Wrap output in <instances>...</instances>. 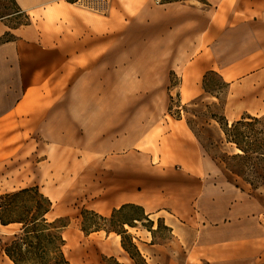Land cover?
<instances>
[{
  "label": "crops",
  "instance_id": "1",
  "mask_svg": "<svg viewBox=\"0 0 264 264\" xmlns=\"http://www.w3.org/2000/svg\"><path fill=\"white\" fill-rule=\"evenodd\" d=\"M15 1L30 20L15 26L5 20L13 13L0 14V38L9 33L0 40V51L16 49L21 82L14 92L21 93L15 105L20 113L28 109L29 100L40 108L36 93L63 92L67 85L72 92L65 108L69 122L83 124L85 136H107L108 148L115 139L118 147V136L110 133L125 123L121 110L151 108L150 124L157 119V88L174 91L187 106L221 104L218 92L205 87L211 73L227 84V119L264 111V0ZM0 66L6 70L4 82L12 83L7 76H12L11 70L7 73L11 56ZM131 83L135 104L124 106L118 96ZM141 90L143 100L137 99ZM139 145L135 166L116 159L115 172L121 175L110 188L105 209L112 212L135 201L153 223L157 217L169 227V242L150 243L148 253L142 251L148 264H264V211L242 195L246 191L236 182L198 180L204 153L194 136L176 131L140 136L135 130ZM123 172L135 177L127 180ZM180 172L191 178L179 179ZM12 179V163L1 162L3 192L28 187H17ZM51 199L49 214L57 204ZM110 246L123 248L121 241Z\"/></svg>",
  "mask_w": 264,
  "mask_h": 264
},
{
  "label": "rangeland",
  "instance_id": "2",
  "mask_svg": "<svg viewBox=\"0 0 264 264\" xmlns=\"http://www.w3.org/2000/svg\"><path fill=\"white\" fill-rule=\"evenodd\" d=\"M88 3L92 2L88 0ZM18 9L14 0H0V14H14L5 19L8 24L17 25L28 20ZM9 56L12 58L13 66L7 71L9 73L11 70L12 76L9 74L7 76L8 80L12 78V83L4 82L6 70L0 66V163L3 161L12 163V184L17 187L38 184L45 195L56 200L54 210L48 213L47 217L49 220L62 217L64 222L68 223L63 228L65 239L63 249L72 264H116L112 257L125 264H134L128 253L110 246V244L115 246L122 238L111 230L113 227L120 229L124 225V228L134 236L141 252L145 254L148 253L150 243H167L171 238L169 227L161 219L155 217L153 232L145 226L150 227L152 225L150 222L145 220L143 224L135 220L143 213L135 205L116 206L118 210L113 218V211L108 212L105 209V202L114 189L110 188L114 185L116 177L121 175L115 172L116 159H123L124 165L135 166V150H142L141 145L135 146V130L140 136H167L173 131L180 133L181 136L186 132L187 136H194L204 153V170L196 174L198 180L236 182L238 189L246 191L242 195L251 197L252 203L257 204L255 205L257 209L264 211V185L253 189L227 170L220 157L225 153L235 152L236 148L227 142L217 120L226 117L223 103L227 84L219 75L209 74L205 80V87L218 92L221 104L204 101L187 106L174 91L170 94L169 90L167 93L157 88L155 94L157 119L152 120L150 124L146 122L148 116H151V108L122 109L125 123L117 126L116 133H110V136H118L119 145L116 147V140L113 139L114 146L108 148L109 141L105 140L107 136H85L83 124L74 126L69 122L65 108L69 106L68 98L72 92H68L67 85L62 87L63 92L36 93L40 108L32 107L36 106V103L29 100L28 109L20 113V110L15 108L21 93H15L14 90L19 89L21 80L14 47L11 50L0 51V61ZM16 74L17 76L13 77ZM125 89L129 91H125L122 97L118 96V101L124 106L130 102L135 104V83H131V86L125 85ZM26 96L27 94L24 99ZM29 99H34V96ZM51 99L54 102L49 105L47 102ZM137 99H145L143 90L137 95ZM163 100H166V103L160 108ZM259 111L257 115L264 113L263 110ZM48 117L50 118L47 119ZM51 117H57L54 123H51ZM166 121H170L171 125L167 126ZM182 124L184 126H181ZM180 166H177L179 171ZM122 175L127 180L135 177V173L130 172H123ZM190 178L186 172L179 173L181 180ZM223 186L227 189L229 185ZM140 189L143 190L142 185ZM3 193L6 192H3V186L0 184V195ZM132 204H135V201ZM124 221H129L135 226L125 225ZM84 225L90 232L83 229ZM98 227L101 229L95 230ZM20 229L21 223L3 227L0 222V264H10L3 249ZM11 264L15 263L12 261Z\"/></svg>",
  "mask_w": 264,
  "mask_h": 264
},
{
  "label": "trees",
  "instance_id": "3",
  "mask_svg": "<svg viewBox=\"0 0 264 264\" xmlns=\"http://www.w3.org/2000/svg\"><path fill=\"white\" fill-rule=\"evenodd\" d=\"M14 2L16 3L15 0ZM16 5L18 6L17 3ZM18 11L23 12L28 19L20 24L29 23V16L20 7ZM8 37L9 33H6L0 40ZM217 120L225 133L227 142L238 149L233 153H225L220 156L227 169L237 178L248 183L253 189L263 186L264 113L260 115L245 113L232 122L225 116L221 119L217 118ZM33 201L35 203H32ZM52 205L51 199L40 190L38 185L20 188L0 195L1 224L21 223V229L13 235L11 241L3 249L15 264H72L63 249L65 245L63 228L68 223L64 222L62 217L49 220L47 214L52 209ZM128 205L135 204L127 203L123 204L122 207ZM135 206L143 212L135 220L143 223L147 219L152 225L150 227L145 226L153 232V221L145 215L142 206ZM117 210V208L113 210L112 218ZM123 224L135 226L129 221H124ZM122 226L123 228L113 227L111 230L121 235L122 246L133 263L148 264L146 257L135 242L134 236L124 228V225ZM83 229L90 232L85 225ZM100 229L101 227H98L95 230ZM112 258L116 264H125L115 257Z\"/></svg>",
  "mask_w": 264,
  "mask_h": 264
},
{
  "label": "bare ground",
  "instance_id": "4",
  "mask_svg": "<svg viewBox=\"0 0 264 264\" xmlns=\"http://www.w3.org/2000/svg\"><path fill=\"white\" fill-rule=\"evenodd\" d=\"M220 130H221V132H222V134L223 135H225V133H224V131L222 130V128L220 127ZM236 150H238L237 148H236ZM119 237H120V235H118ZM121 249L123 250V248L121 247ZM124 251V250H123Z\"/></svg>",
  "mask_w": 264,
  "mask_h": 264
},
{
  "label": "built area",
  "instance_id": "5",
  "mask_svg": "<svg viewBox=\"0 0 264 264\" xmlns=\"http://www.w3.org/2000/svg\"><path fill=\"white\" fill-rule=\"evenodd\" d=\"M156 2H160V1H162V0H155Z\"/></svg>",
  "mask_w": 264,
  "mask_h": 264
}]
</instances>
